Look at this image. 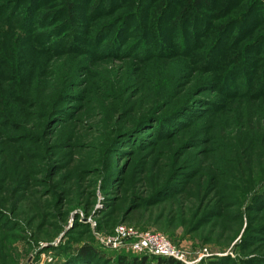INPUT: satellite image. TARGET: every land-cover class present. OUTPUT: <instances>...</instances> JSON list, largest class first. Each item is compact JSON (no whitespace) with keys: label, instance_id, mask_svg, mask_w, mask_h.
I'll use <instances>...</instances> for the list:
<instances>
[{"label":"rangeland","instance_id":"374dc122","mask_svg":"<svg viewBox=\"0 0 264 264\" xmlns=\"http://www.w3.org/2000/svg\"><path fill=\"white\" fill-rule=\"evenodd\" d=\"M204 2L0 0V264H264V0Z\"/></svg>","mask_w":264,"mask_h":264},{"label":"built area","instance_id":"2783aa9c","mask_svg":"<svg viewBox=\"0 0 264 264\" xmlns=\"http://www.w3.org/2000/svg\"><path fill=\"white\" fill-rule=\"evenodd\" d=\"M127 239L134 240L131 249L135 253L146 252L153 256L171 257L177 261L183 258L164 235L150 232L138 233L125 225H119L115 228L114 234L108 238L107 244L116 248Z\"/></svg>","mask_w":264,"mask_h":264},{"label":"trees","instance_id":"16d2710c","mask_svg":"<svg viewBox=\"0 0 264 264\" xmlns=\"http://www.w3.org/2000/svg\"><path fill=\"white\" fill-rule=\"evenodd\" d=\"M186 1H187V3L193 5L194 7H198L202 4L206 5L205 4L206 2H204V0H186ZM207 1H209V0H207ZM28 6L29 7L31 6V4L29 5V2H28ZM69 8H70V6H69ZM117 36H118L117 33L113 34L107 45L112 47L113 44H116L117 40H118ZM123 216L132 218V217L136 216V212H133L131 210L130 211H124ZM133 220L131 219V222H133ZM119 225H126V223H119L117 226H119ZM126 226H128V225H126ZM98 256H100V253L93 246L82 245L81 247H79L77 249L75 257L73 258L71 256L70 257L68 256L64 260L63 264H90L92 262V260L97 258ZM128 257L129 256H127L125 254H119V256L117 257L116 264H143L146 261V258H144L145 255H141V256L133 255L131 258H128ZM147 257H149V256L147 255ZM154 258L156 259L157 264H180L177 260H175L171 257L154 256Z\"/></svg>","mask_w":264,"mask_h":264}]
</instances>
